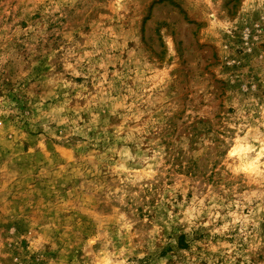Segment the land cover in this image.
Instances as JSON below:
<instances>
[{"label": "rangeland", "instance_id": "rangeland-1", "mask_svg": "<svg viewBox=\"0 0 264 264\" xmlns=\"http://www.w3.org/2000/svg\"><path fill=\"white\" fill-rule=\"evenodd\" d=\"M0 264H264V0H0Z\"/></svg>", "mask_w": 264, "mask_h": 264}]
</instances>
